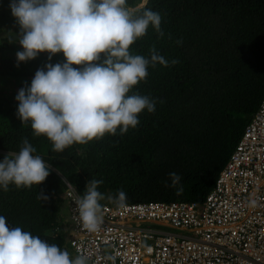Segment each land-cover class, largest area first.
I'll return each instance as SVG.
<instances>
[{
    "label": "trees",
    "instance_id": "16d2710c",
    "mask_svg": "<svg viewBox=\"0 0 264 264\" xmlns=\"http://www.w3.org/2000/svg\"><path fill=\"white\" fill-rule=\"evenodd\" d=\"M127 4L158 12L164 33L159 37L150 25L146 35L130 46V53L150 58L155 47L168 61V66H149L146 80L131 90L156 101L154 112L145 109L138 115L136 128L53 151L46 136H34L30 122L22 125L15 97L30 86L37 69L65 62L63 54L49 61L42 53L40 61L21 62L19 70L0 80V161L8 152H18L27 138L35 154L51 166L40 185L10 184L8 191L0 187V215L9 226L66 248L73 258L60 214L67 203L66 181L80 195L88 180L102 181L97 190L106 198L101 204L111 202L107 197L118 190L126 193V201L200 200L264 94V0H127ZM173 60L178 63L173 65ZM170 173L181 177L176 187L171 186ZM40 190L51 197L49 201L37 198Z\"/></svg>",
    "mask_w": 264,
    "mask_h": 264
},
{
    "label": "clouds",
    "instance_id": "9594fccd",
    "mask_svg": "<svg viewBox=\"0 0 264 264\" xmlns=\"http://www.w3.org/2000/svg\"><path fill=\"white\" fill-rule=\"evenodd\" d=\"M10 8L23 49L16 53L18 63L35 59L40 53H47L49 61L62 53L65 60L37 69L30 86L22 87L15 97L22 125L30 122L34 136H46L53 151L63 152L73 144L86 145L105 134L115 136L118 131L123 135L129 128H136L143 110L155 111V100L131 90L146 80L149 66H168V61L155 47L150 49V58L133 55L129 49L146 35L150 25L159 37L164 35L158 12L129 7L127 0H13ZM36 151L23 138L20 150L8 152L0 161V187L4 191L10 184L31 188L46 180L51 166ZM169 176L172 187L179 185L178 174ZM101 183L88 180L83 195L75 186L72 189L79 221L89 233L99 232L104 224L100 201L106 197L97 190ZM182 191V186L177 188L178 194ZM37 198L47 202L51 197L40 190ZM107 199L118 208L126 206L123 190ZM66 204L69 233L72 220L68 199ZM71 249L74 258L66 248L21 227L9 226L6 217L0 215V264H90L87 254L76 255ZM104 259L115 264L112 254Z\"/></svg>",
    "mask_w": 264,
    "mask_h": 264
},
{
    "label": "built area",
    "instance_id": "2783aa9c",
    "mask_svg": "<svg viewBox=\"0 0 264 264\" xmlns=\"http://www.w3.org/2000/svg\"><path fill=\"white\" fill-rule=\"evenodd\" d=\"M72 189L66 181L68 241L90 264H112L106 254L115 264H264V94L200 200L104 202V224L89 233Z\"/></svg>",
    "mask_w": 264,
    "mask_h": 264
},
{
    "label": "crops",
    "instance_id": "0c3cea01",
    "mask_svg": "<svg viewBox=\"0 0 264 264\" xmlns=\"http://www.w3.org/2000/svg\"><path fill=\"white\" fill-rule=\"evenodd\" d=\"M13 0H0V80L4 76L9 75L19 70L20 63L16 58V53L22 51L19 45V26L16 19L11 13L10 4ZM18 2V0H17ZM42 53L37 58L33 59L36 62L40 61ZM66 213L63 215L61 210L60 214L65 220L69 222L68 218V205L66 204ZM68 228V226H67Z\"/></svg>",
    "mask_w": 264,
    "mask_h": 264
},
{
    "label": "rangeland",
    "instance_id": "374dc122",
    "mask_svg": "<svg viewBox=\"0 0 264 264\" xmlns=\"http://www.w3.org/2000/svg\"><path fill=\"white\" fill-rule=\"evenodd\" d=\"M61 209H63V211H62V213H63V215L66 213V211H67V209H66V203H63V205H62V208ZM165 227H168V228H170L169 226H165Z\"/></svg>",
    "mask_w": 264,
    "mask_h": 264
},
{
    "label": "flooded vegetation",
    "instance_id": "af4514ba",
    "mask_svg": "<svg viewBox=\"0 0 264 264\" xmlns=\"http://www.w3.org/2000/svg\"><path fill=\"white\" fill-rule=\"evenodd\" d=\"M67 226H68V223L66 222Z\"/></svg>",
    "mask_w": 264,
    "mask_h": 264
}]
</instances>
